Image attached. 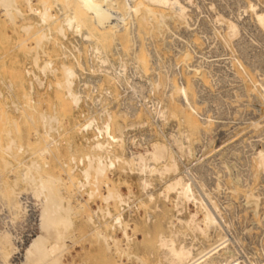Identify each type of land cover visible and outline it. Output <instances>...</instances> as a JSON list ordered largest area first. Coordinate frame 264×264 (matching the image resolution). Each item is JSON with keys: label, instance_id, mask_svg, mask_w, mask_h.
Segmentation results:
<instances>
[{"label": "bare ground", "instance_id": "6f19581e", "mask_svg": "<svg viewBox=\"0 0 264 264\" xmlns=\"http://www.w3.org/2000/svg\"><path fill=\"white\" fill-rule=\"evenodd\" d=\"M22 1L0 0V9L2 10V13L9 20L12 21L14 14H18L19 16L23 17L24 13L21 9ZM25 1L30 7V10L27 11V14H29L28 12L30 11L35 12L39 17L40 23L44 25V27H42L41 29L40 28L36 29L37 27H35L34 31H32L33 26L36 25V24L33 25L34 23L24 24L21 26L22 30L24 31L23 33H25V35L23 38L21 39L19 38L20 40V42L18 41L19 46H22V48H24L28 44V42L34 45L33 47H31L36 51V54L33 57L34 63L38 64L39 52H37L38 51L37 49L43 47L42 46L43 41L45 43V40H49L50 38L49 33L51 35L52 29L57 34L65 38L67 36L68 31H74L83 40H85L87 44L89 43L90 45V59H89L91 60L90 70L92 72L100 70L102 73L107 74V76L109 75L110 77L109 76L108 77L110 78V80L112 79L115 83H118L120 86L124 88L126 93V98L124 99L122 98L123 101L121 102V111H120L123 112L122 114L123 116L127 115L133 118L138 116L141 110H145L146 112L149 113V115H151L152 121L154 123H158L160 127L161 125L169 121L170 117H179L181 122L186 124L181 129L177 127L176 129H171L166 134L163 133V131L158 128L159 132L163 134V136L165 137L166 143H164L162 140H152L150 144H148V146L143 147L142 151H139L140 150L139 148L138 150L135 151L133 150L132 146L134 147L143 146L144 145L143 140L145 141L148 137L143 136V140H141V142L139 143L135 142V136L131 135L130 133H128V131H126L129 126L127 125L128 127L125 126L127 127L125 128L118 123V119L116 115L117 113L116 114L113 113L112 110L107 107V104H105L103 100L104 97L102 98V100L99 97L94 98V103H96L95 105H97L98 107L97 111H90L88 113L89 115L85 117L84 123L81 125L79 129V131H88V130L95 131L93 137L90 139L92 143L89 145V149L85 153H83V155L77 157L78 159L77 161L72 154L73 161L72 160L71 161L75 162L76 164L80 163L79 165L81 164L84 165V167L80 169L81 172L80 179L84 180L87 183V186L81 188V190L79 191H84L83 194H86L88 198L83 202L84 203V206L82 205L83 207L82 206L80 207L79 204V209L82 210L83 208L84 210V207L86 206V204H88L89 200L98 197L102 203L106 204V207L104 209L98 207V211L101 212L104 219L106 215L109 216V218L111 217L112 222L110 223L105 219L104 221L105 228L102 229L103 228L102 227L100 229V225H101L100 221L99 223H96L95 221V215L97 214V211L95 210L93 212H90L88 210V212L84 217V222L90 225L92 224L93 226L88 234H92V233L95 234L97 238L96 240L102 243L103 245L102 248H104L106 252L113 254V256L116 257L118 256L119 258L117 259V261L119 260V264H123L121 260L122 256H125L128 259L135 258L140 264H149L145 258L134 253L135 251H132L133 249L132 246L135 238V237L133 238V236L136 234V228L138 229V227H136V225L130 227V225L125 222L122 213V210H124L123 206L124 205L129 206L127 199L129 198V196L127 194H126L127 196L123 195L121 193L122 190L120 191L118 189L119 186L118 188L116 187V185L111 181L108 175L116 167L121 165L123 167V165H126V167H128L131 172L134 171L135 174L137 173L140 175V178H138L140 179L139 180L140 184L137 183V185L139 184V186H141L140 188L141 191L145 192L144 194H146L147 201L155 200V195L149 189L152 186L151 177L157 176L166 179L165 187L161 191L159 196L163 197V199L166 201H170L172 200L171 194H175L176 199L174 205L177 209L176 211L178 214L182 213L186 209V205L189 202H191L192 205H194L196 208V210L193 213H190L187 218H183V217L176 218V224L179 226L178 228H175L174 223H171L170 227L172 229H170L168 234L162 231L157 233L155 243L153 244L151 243L152 245L148 247L149 248L148 252L149 254H152L155 251L154 249L158 247V249L160 250L159 252L160 254L156 252L157 250L155 251L156 252L155 254H157L158 259H160L159 264H264V250H262L263 252L261 254V257H257L253 259L246 260L247 256L246 259H241L242 258L241 256L243 254L242 255L240 254L241 256L240 255L238 256L237 253L238 248L236 249L234 248L233 241H231V239L227 236V234H225V227H229V224L226 223L225 219L223 220L224 215L222 212L223 211L222 205L214 197L215 194L213 196L214 193L213 191L222 188L221 183L226 180L229 182L228 187L231 189L230 192L232 193L237 192L239 188H244L245 190L243 196L245 197V202H244L245 205L253 204L256 207L255 210H257V207L259 206L258 198L260 196L258 197L259 194L253 192L252 189L250 188V183H249L250 178L244 177L239 171L231 172L230 165L227 163L228 161L226 162L223 160L224 162H221V164L222 163L224 164H222V167L219 169L220 173L218 172L214 179L215 187L208 188L207 181L211 173L207 171L202 172V168H204V166L207 164L206 158H204L205 160H203L197 156V158H195L196 164L194 166H192V164L190 165V163L185 164L184 163L185 158L183 159V157L185 156L187 157V159L194 157L195 155L193 149L194 145L192 146V143L195 139L194 137L195 135H199L198 136L200 137L199 140L201 139V141L204 144L199 146V147L201 146L205 147V148L203 147L200 148L202 150L206 149L208 145L211 146V144L213 143V137L211 135L213 133L212 124L215 122V119L214 116L210 115L207 110L201 111V105L203 103L205 104V98H206L203 96L204 85H202V83L203 84L204 82L207 83V80L210 79L209 81L212 80L213 82H215V84H218L222 80H225L223 78L226 77L224 74H223L224 77L222 75V67L219 65L220 63H218L216 59H211L214 58L215 55L214 57L211 58L210 56H205L202 50H200L198 43L194 41L199 37L202 38L204 41L210 38L208 34H198V33H206L203 26L201 27V24L200 27L196 26L198 20L197 18L199 16L197 10L199 11L200 9V3L197 0H93V1L92 0L90 1L89 0H42L41 9L36 11L31 7V0H25ZM237 3H241V2L239 1ZM53 4L62 5L64 7V8L62 7L63 13H61V16L57 17L52 12ZM243 5H245V7L247 8L246 11L250 10L251 17L255 25L259 27L261 31L264 32V9L260 8L259 5L253 0H245V4ZM99 9L100 11L101 10L102 11L98 12ZM59 15H60V11H59ZM219 17H220L219 21L220 19L226 21V28L223 31V34H219L223 42H225L226 45L227 44L230 45L231 43H233L234 46H236L237 48L236 50L241 52L240 54H245L244 62H246L247 64L249 63L250 66L252 65L253 69H255L257 67V63L260 62L262 59L260 56L248 53L247 49L249 47V44L252 43H249L248 41L245 40L244 34H242L241 32V28H243V30L245 29L242 26V24L239 22L236 15L234 16L233 14V16L231 17L229 16L230 18L228 19H225L223 15H220ZM60 18L63 19L61 20ZM173 23L176 24V27L172 26L171 29V25ZM220 23H223V21ZM155 24L157 26L156 28L167 27L168 30L166 34H161L162 36L161 35L160 36H161L162 44H164V48L171 51L172 55L167 57L166 55L165 56L162 55V52L160 51L155 41L151 37L146 38V40H144L145 43L143 44L142 41H140V36H141L140 33L143 32L141 30V26L150 25L151 28L152 27L154 28ZM51 25H53V28H51L52 27ZM180 27H183L184 30L179 31L178 28ZM158 31L159 30H157V32ZM196 34H198L199 37L196 38L197 36ZM128 36L131 37L128 39L127 38ZM113 39H115V46L113 45L115 47L113 52L116 55L115 59L110 58L107 51L108 50L107 44L111 40L113 41ZM258 42L261 43L260 40ZM258 42L256 43L258 44ZM190 54H192L191 57ZM65 56L66 54L64 55V58ZM181 56L182 57L188 56L189 58L187 57L188 59L184 61V59ZM179 57H181L180 61H182L183 59L182 62L183 65L186 67L187 74H189L190 72L191 75L195 74L193 76L194 78L191 79V83L186 82V79L182 72L183 65L181 66L180 62L177 61V58ZM233 58L235 57L233 56ZM93 59L94 62H92ZM240 59L237 58L236 60L240 65H242ZM52 61L51 59L44 60L42 64L39 66L40 71L44 75L48 71L51 72L54 71L52 69V65H53ZM232 62L234 63V61L230 60L229 63L232 65L233 64ZM61 67H62L61 71L63 73V76L61 75V77H63V79L62 81H59L56 86L59 89H61L62 92L64 91V93L61 94L60 97L63 99L65 98L67 104L70 103L69 106L70 110L72 105L76 109V107L78 108L83 98L84 95L83 89L86 87L87 90V87L91 86L90 88L91 92L97 90V84L101 81L102 78L99 77L94 79L91 78V76L90 77L88 76L87 79L82 81L83 82L82 88H79L78 86L79 89H74V85L77 81V78H79L78 71L73 67L67 65H63ZM259 70L262 71L261 69ZM37 71L39 72V70ZM53 73L56 74L55 72ZM237 75L235 73L234 77ZM175 76L177 77L176 79ZM239 76L241 77V75ZM239 76L237 77L240 79ZM252 76L253 75H251V77ZM237 77H235V80ZM260 77L261 76L258 75V78ZM244 80L242 79V82ZM259 81H260L259 82L260 88H258L257 90L260 94L259 96L261 97L262 102L264 103V78H260ZM239 82H237L238 86H239ZM42 83L43 82H41V84ZM9 85H11V83H9ZM37 85H38V81H37ZM30 86H31V82H30ZM31 89L33 90V88ZM252 89L255 90V88ZM249 93L251 92L249 91ZM252 93L255 94V92ZM91 96L92 95L90 93L87 94V98H91ZM237 96H235V98ZM105 101H107V99ZM34 102H35L34 99L31 97L30 103L32 104ZM65 107L63 108L65 109ZM65 110H67V108ZM8 112L9 111H7L2 104H0V125H1L0 151L3 152L4 154H7V156L15 155L18 151L20 152V153L18 152V154L22 155L21 150H23L22 149L23 147L20 145L18 146L17 144L18 142L12 135L13 132L12 127L17 126L18 121H16L15 119L13 120L11 118L12 115L10 117ZM39 115L41 116L39 118L42 119L46 134V137L42 139L44 143V147H41V149L38 150V153L42 158L46 154L48 155L50 154L51 151L50 146L56 142V138L53 137L51 133L55 131L60 136L61 134L60 131L63 128V126L62 124L59 125V118L55 114H48L43 112ZM261 120L264 121V119L261 118L260 120L250 119L249 125L251 126L253 125L251 128L260 127L262 122ZM144 123L146 124L147 122ZM144 123L143 125H145ZM182 123L181 125H184ZM136 125L137 124L135 125L131 124L130 127L132 128V126H136ZM78 126L80 125L79 124L75 125L76 129L78 128ZM140 126L142 125L139 124V127ZM261 126L264 129V124H262ZM17 128H20V126L19 127L17 126ZM14 130H18V129H14ZM19 134H17V136L20 137ZM261 138H263V141H261L259 147H257L256 142L249 141L247 143V146L251 147L250 148L251 153H249V155L246 158V165L250 170L251 173L250 176L253 178L264 173V137ZM218 146L219 148H216L215 152L220 153L223 150L222 148L224 147V145L223 146L218 145ZM117 148L120 149L119 152L117 151ZM214 148L212 147V149ZM13 149L15 151L16 150L18 151L16 153H13L14 151ZM18 154L16 155L18 156ZM0 155L2 156V154ZM17 156H12L13 157L12 159H15L14 157ZM202 156L204 157V155ZM1 159L2 158L0 157V160ZM2 160L5 162L6 167L9 168L8 170L14 169L15 167L17 168V166H20L21 164L17 162L18 164L15 167H12L10 166L11 164L9 161H6L4 158ZM179 162L183 164L182 166L183 168L180 167L181 164ZM23 163L25 164V161ZM24 168L25 169L23 170V172L22 173L20 172L22 179L20 180L23 181V183L27 184V187L24 188V190H19L18 188V191H16L14 188L7 187L6 184L1 182H0V190L4 192L10 191V193L7 194V197L9 198L10 201L8 205H10V209L13 211L11 212L10 209L8 210V213L11 212V216H12L10 222L13 225H15L18 223V220L21 219L20 221H22L23 223L27 222L26 224L27 227L31 225L32 228L30 230H27L28 234L26 239L24 240L19 236V233H13L11 231L12 229L10 230L8 225H7L8 228L4 226L3 229H0V264H84V263H74L70 261L68 263L64 262V257L66 258L68 256V255L65 256V254L68 252L70 247L68 241H75V239L77 238L75 237V232L77 233L78 231L75 225V216L78 214H76L74 207L72 206L73 201H71L70 199L71 203L67 202L68 200L64 195L60 193L57 187V185L62 181L61 177L57 175L54 176L47 174L48 172L45 173L43 170H41L42 166H40V163L37 162L36 160H33L30 164L26 165V167L24 166ZM73 169L67 172V176L73 175L74 172ZM121 171L125 172L124 169ZM40 172L41 173L43 172L42 175H38L37 177L36 174H39ZM131 172L129 173L131 174ZM171 174L174 175L172 178L169 176L167 177V175H171ZM16 179L19 180V178ZM16 179L13 185L14 187L17 188L18 181ZM3 185H6L7 188H5ZM101 185L105 187L106 192L104 193L101 192ZM22 191H30L31 194L26 195L23 194ZM127 191L129 192V195L132 194V190L130 187H128ZM1 196H3V194H1L0 197ZM110 203H113L114 206L116 205L121 206L122 207L120 209L121 211L112 214V211L110 210L109 207ZM141 204L144 206L146 205V203L143 201ZM30 207L34 208L33 215L35 218L31 221L32 223H30L28 219ZM86 207H88V205ZM134 207L136 206L134 205ZM155 207L159 208V205H155ZM246 210H248V208ZM199 214L202 215L201 218L198 217ZM147 217L150 216L148 215ZM97 220H99V218ZM117 227H119L121 230L124 244H122L120 238L116 237L113 233H110V230L111 231L115 230ZM129 230H131V232H129ZM147 231L146 233L144 231H143L144 233H141L140 237H142L141 238L142 241H145L147 237L151 236L150 235L151 232H147ZM189 233L193 235L191 241L186 240V237L188 236ZM24 236H26V234ZM79 238H81V236H79ZM79 238L77 239L79 240ZM141 240L139 241L142 243ZM77 241H75L76 244ZM79 241L82 240L80 239ZM105 251L104 253H106ZM113 259H114L113 257L110 258L109 259L110 262L108 261V263L111 264ZM94 262H96V260ZM101 263L104 264L102 261ZM112 264H116V263L112 262Z\"/></svg>", "mask_w": 264, "mask_h": 264}, {"label": "rangeland", "instance_id": "374dc122", "mask_svg": "<svg viewBox=\"0 0 264 264\" xmlns=\"http://www.w3.org/2000/svg\"><path fill=\"white\" fill-rule=\"evenodd\" d=\"M24 1L21 2V9L24 13V15H23L24 18L22 16H19L18 14H14L13 20L11 21L2 13V10L0 9V93H1L0 94V104H2L7 111H9L8 114L10 117L12 115L11 118L13 120L15 119L16 121H18L17 126L18 127L20 126V128H17V126L12 127L13 128L12 129L13 130L12 135L14 136L16 141L18 142L17 143L18 146L20 145L23 147L22 148L23 150H21L22 155L18 154V152H19L18 150L15 151L13 149L15 151V152L13 151V153H16L18 151L16 154H18L19 158L16 154L11 155V156H7V154H4L1 151H0V154H2V156L0 155V157L2 159L4 158L6 161H9L11 164L10 166H12V167H15L18 164L17 162L22 164L25 161V164L23 163L22 165L20 164V166H17V168L15 167L16 170H15V168L8 170L9 168L6 167L5 162L1 159L0 160V175H1L0 176V179H1L0 182L6 184L7 187L14 188L16 191H18V188H19V190H24V188L27 187V184L23 183V181H21L22 180L21 179V173L25 169L24 166L26 167V165L30 164L33 160H36L37 162L40 163V166H42L41 170H43L45 173L48 172L47 174L54 175V176H56V175L60 176L62 181H61V183H59L57 185V187H58L60 193L66 197V199L68 200L67 202L71 203V201H73L72 206L74 207L76 214H78L75 216V225H76L77 230L79 231V232L77 231V233L75 232V237L79 238V236H81V238H79V240L80 239L82 240V241H79L76 238L78 240L77 241L74 238L75 241H77V244L75 241H68V244L70 245V247H69L68 252L65 254V256L68 255L70 257H68V256L66 258L64 257V262L68 263L70 261V262H74V263L96 264L101 257L102 260L100 259V261L97 264H102L101 261L104 264L106 262H107L106 264H109L108 263L109 259L113 257L114 259H113V261L112 260L111 261L116 263V264L118 262V264H119V260L117 261V259L119 258L118 256L116 257V256H113V254L106 252L104 250V248H102V246H103L102 243L98 242L96 240L97 238H96L95 234H93V233L88 234L93 227L92 224L90 225V224H87L84 222V217H85L86 213L88 212V210L90 212H93L95 210L97 211V214L95 215V221H96V223H99V221H100V223H101L100 229L102 227H103L102 229L105 228L104 227L105 219L111 223L112 218L111 217L109 218V216L106 215V217L104 219L101 212L98 211V207H101L103 209L106 207V204L102 203L98 197H95L94 199L92 198L91 200H89L88 204H86V202H85L86 206L88 205V207L85 206L84 210H83V208H82V210L79 209V204H80V207L82 205L84 206L83 202L88 198L86 196V194H83L84 191H79V190H81V188L86 187L87 183L84 180L80 179V177H81L80 169L82 167H84V165H82V164L79 165L80 163L76 164L75 162H72L73 161L72 157L74 156L76 158V161H77L78 160L77 157L83 155V153H85L89 149V145L92 143L90 139L93 137L95 131L94 130L79 131V129H80L81 125L84 123L85 117H87L89 115L88 113L90 111H97L98 107H97V105H95L96 103H94V98L99 97L102 100V98L104 97L103 98L104 103L107 104V107L110 108L113 113H115V114L117 113L116 115H117L118 123L122 127H125L127 125L130 127L131 124H134V125L137 124L136 126H132V128L130 127L131 130H137L139 128V124L142 125L140 127L149 126L150 124H152L153 121H152L151 115H149V113L146 112L145 110H141L139 112L138 116L133 117V118H131L127 115H124V116L122 115L123 112H120L121 111V102H122V98H123L121 86L118 83H115L112 79L110 80V78H109L110 76L108 75L109 76L108 77L107 74L102 73L100 70H97L95 72H92L90 70L91 69V67H90V64H91L90 61L91 60H89L90 59V45H89V43L87 44V42L85 40H83L79 35H77L74 31H68L67 32V36H66L67 39L65 37H62L61 35L57 34L53 29H52L51 35L48 32L50 38H49V40H45L46 44L43 41V43H42L43 47H41L40 49H37L38 50L37 52H39L38 64L34 63L33 57L35 56L36 51H35V49L31 48L34 45L32 43L28 42V44L26 45L27 47L26 46L24 47L25 49L22 48V46H19V42H20L19 38L21 39L25 35V33H23L24 31L22 30L21 26L24 24H33L34 23L33 25L36 24L35 26H33V29H32V31H34L35 27H37L36 29H39V28L41 29L42 27H44V25H42L40 23L39 17L35 12L30 11V12H28L29 14H27V11L30 10V7L26 3V1H25V3H24ZM197 1L200 3V9H199V11L197 10V13L199 16L197 18L198 20H197L196 26L200 27V24H201V27L203 26V28L206 31V33H198V34H208L210 36V38L208 40L204 41L202 38L199 37L198 34H196L197 35L196 38L199 37L200 39L195 38L196 40H194V41L196 43H198L200 50H202V52L205 54V56H210V58H211V57H214V55H215V57L211 58V59H216L218 61V63H220L219 65L222 67V75L224 74L227 77V79H226V77L223 78L225 80H222L218 84H215V82H213L212 80L209 81L210 79L207 80V83L206 82H204V84L202 83V85H204L203 86V88H204L203 96L206 98H205V104L204 103L202 104L204 109L202 108V105H201V111L207 110L208 113L210 115H213L214 119H215V122L212 124L213 133L211 135L213 137V143L211 144V146L208 145L206 147V149L202 150L200 148H202L203 146H201V147H199V146L204 145V144L201 141V139L199 140V138H200V137H198L199 135H195L194 136L195 139L192 143V146L194 145L193 149H194L195 155L193 158H188L189 160L187 159L186 156L183 157V159L184 158L186 159V160L184 159L185 164L190 163V165L192 164V166H194L196 164L195 158H197V156L203 160H205L204 158H206L207 164L205 163L206 165L204 166V168H202V172L207 171V172L211 173L210 176L208 177V181H207V184H208L207 187L208 188H214L215 187V182H214L215 176L217 175L218 172L220 173L219 169L222 167V164H224V163L221 164V162H224V161H226V162L228 161L227 163L230 165L231 172L239 171L244 177L250 178L249 179L250 180V182H249L250 188L252 189L253 192H255L256 194H259L258 197L260 196L258 198V202H259V206L257 207L258 211L255 210L256 207L253 204L245 205V203H244L245 197L243 196L244 190H245L244 188H239L237 190V192H234L235 193L234 194V193L230 192L231 189L228 187L229 182L226 180L221 183L222 188H220L216 191H213L214 192L213 196L215 194L214 197L222 205V210H223L222 212L224 215L223 220L225 219L226 223L229 224V227H225V234H227V236L231 239V241H233L234 248L235 249L238 248L237 249L238 256L240 254L241 255L243 254L242 256L240 255L242 257L241 259H246V256H247L246 260L253 259V258L261 257V254L263 252L262 250H264V221H263L264 220V211H263L264 210V205H263L264 204V201H263V199H264V192H263L264 191V173L256 176L255 178L251 177L250 176L251 175L250 170H249L248 166L246 165V158L249 155V153H251V150H250L251 147L250 146L248 147L247 143L249 141H253V142H256L257 147H259L260 146L259 144L261 143V141H263V138H261V137H264V136H262L264 134H261V133H264V131H263L264 129L261 126L262 124H264L263 120H261L262 122H261L260 127L251 128L253 125L252 126L249 125L250 119L251 120H255V119L260 120V118L264 119V117H263L264 116V103L262 102V99L259 96L260 94L257 90L258 88H260V86H259L260 78H264V74H263L264 73V70H263L264 69V47H263L264 46V32L261 31L260 28L255 25V23L251 17L250 10L246 11L247 8L245 7V5H243V4H245V0H223V1L222 0H219V1L218 0H197ZM200 1H202V2H200ZM239 1L241 3H237ZM253 1H255L259 5L260 8L264 9V0H253ZM41 2H42V0H31V7L37 11V10L41 9ZM87 5H88V2H87ZM52 6H53L52 12L57 17L61 16V13H63L64 7L62 5H54V4ZM59 11H60V15H59ZM99 11H100V9L98 10V12ZM219 13H220V15H223V17L225 19L230 18L231 16H233V14H234V16L236 15L239 22L244 27L245 30H243V28H241V32H242V34H244L245 40L248 41L249 43H252V44H249V47L247 49L248 53L260 56L262 59L260 62L257 63V67L255 69H253L252 65L250 66L249 63L247 64L246 62H244L245 54H240L241 52L236 50L237 48H236V46H234L233 43H231L230 45H228V44L226 45V43L223 42V40L219 34H223V31L226 28V21L223 19H220V21H219V18H220ZM97 17H98V15H97ZM60 19L62 20L63 18H60ZM222 21H223V23H220ZM51 26H52L51 28H53V25H51ZM154 26H155L154 27L155 29L153 27L151 28L150 25L149 26L148 25L141 26V30L143 32L140 33L141 34L140 41H142V44H143V43H145L144 40H146V38L151 37L155 41V43L158 46V48L160 49V51L162 52V55H164V56L166 55V57L172 55L171 51L164 48V44H162V41H161V36H162L161 34H166V32L168 30L167 27L156 28L157 27L156 24ZM172 26L176 27V24L173 23L171 25V29H172ZM215 28H216V30H215ZM246 28H247V30H246ZM128 29H129V27H128ZM250 29H252V30H250ZM157 30H159V31L157 32ZM178 30L183 31L184 28L180 27V28H178ZM207 30L209 31V33ZM246 31H248V32H246ZM128 35H130V34H128ZM130 37L128 36L127 38L129 39ZM253 38H254V40H253ZM258 39L261 41V43L258 42L259 41ZM256 42H258V44ZM109 43H110V45H109ZM109 43L107 44L108 45V47H107L108 54H109L110 58L115 59L116 55L113 53L114 48H115L114 47L115 46V39H113V41L111 40ZM44 47H45V49H44ZM65 48H66V50H65ZM44 52L47 54H45ZM207 52H209L210 54ZM63 54L64 55L66 54L65 58H64ZM191 55L192 54H190V57H191ZM184 56L183 57L181 56V57L184 59V61H186L189 57L187 56L188 57L187 58ZM233 56L235 58H233ZM181 57L177 58V61L180 62V65L182 66L183 65V62H182L183 59H182V61H180ZM237 58L238 59L241 58L240 60H241L242 65H240L237 62V60H236ZM48 59H51V61L53 60L52 61L53 62L52 69L54 70L53 72H55L56 74H54L51 71H48L44 75L40 71L39 66L42 64V62L44 60H48ZM65 60H67V61H65ZM230 60L234 61V63L232 62L233 63L232 65L229 63ZM39 62H40V64H39ZM92 62H94V59L92 60ZM23 64H24V66H23ZM63 65L73 67L79 73V78H77V81L74 85V89L82 88V83H83L82 81L87 79L88 76L89 77L91 76V78H94V79L99 78V77L102 78L101 81L97 84V90L93 91L94 93L91 92V89H90L91 86L87 87V90H86V87L83 89L84 95H83V98L81 100L82 103L80 102L78 108L76 107L77 110L75 109V107L73 105L71 106V110H70V108H69L70 103L67 104L66 99L65 98L63 99L60 97V95L63 94L64 91L62 92V90L56 86L57 83L59 81H62V79H63V77H61V75L63 76V73L61 71L62 70L61 66H63ZM231 66H232V68H231ZM259 69H261L263 72L260 71ZM37 70H39V72ZM253 71L255 72L256 75L254 74ZM182 72H183V75L186 79V82L191 83V79L194 78L193 76L195 74L191 75V72L189 74H187L186 67L184 65L182 66ZM235 73H236V75L238 73L237 76L241 75V77L239 76L240 79L237 76H235V77H237L235 80V77H234ZM224 75H223V77H224ZM251 75H253V76L251 77ZM258 75L261 77L258 78ZM35 78H37V79H35ZM176 78L177 77L175 76V79ZM231 78H233V79H231ZM241 78L243 80L245 78L246 79L242 82ZM37 81H38V85H37ZM225 81H227V82H225ZM30 82H31L32 87L30 86ZM41 82L44 83V86H43V83L41 84ZM237 82H239V86H238ZM5 83H6V85H5ZM9 83H11V85H9ZM242 83H243V85H242ZM78 86H79V88H78ZM22 87H24V88H22ZM30 87L33 88V90ZM252 88H255V90ZM30 90H32V91H30ZM249 91L251 93L255 92V94L254 93L251 94V93H249ZM88 93H90L92 95L91 98H87ZM106 93H107V95H106ZM4 95H5V98H4ZM234 95L235 96L238 95L237 97L240 100L237 97L235 98ZM56 96H58V97H56ZM31 97L35 101L32 104L30 103ZM106 99H107V101H105ZM231 99H233V100H231ZM248 100H249V102H248ZM208 101H209V103H208ZM230 101H232V102H230ZM213 102H215V103H213ZM241 102H243V103H241ZM221 103H222V105H221ZM26 104H29V105H26ZM53 105H54V107H53ZM15 106H16V108H15ZM63 107H65V109L67 108V110H65ZM12 109H13V111H12ZM35 109H37V110H35ZM251 109H253V110H251ZM240 110H241V112H240ZM43 112L48 113V114L57 115L59 118V125L62 124L63 128L60 131V133H61L60 136L55 131H53L51 133L53 135V137L56 138V142L50 146V150H51L50 154L49 155L46 154L44 157L41 158V156L38 153V150H40L41 147H44V143H43L42 139L46 137L45 127L43 125L42 119L39 118V117H41L39 114H41ZM63 113H65V114H63ZM231 114H232V116H231ZM82 116H83V118H82ZM248 117H249V120H248ZM150 119H151V121H150ZM24 120H25V123H24ZM32 120H33V122H32ZM144 122H147V123L145 124ZM167 122L164 123L163 125L169 124L170 130L176 129L177 127L181 129L182 127H184L186 125V124L181 122L179 117H170L169 121H167ZM244 122H246V123H244ZM29 123H31V124H29ZM143 123L145 125H143ZM181 123L184 125H181ZM76 124L80 125V126H78L77 129L75 127ZM178 124H179V126H178ZM0 127H1V125H0ZM127 127H125V128H127ZM129 127L127 128L126 131H128V133L131 134V132H130L131 130ZM248 127H249V129H248ZM14 129H18V130H14ZM255 129H257V130H255ZM261 129H262V132H261ZM170 130H168L167 132H163V133L166 134ZM18 131H20V132H18ZM153 132L151 131V134H153V136H154L153 140H162L164 143H166V139L163 136V134H161L159 132V129H155V130H153ZM17 134H19L20 137L17 136ZM233 134H235L236 136ZM233 138H234V140H233ZM258 138H259V140H258ZM57 142H58V144H57ZM201 142H202V144H201ZM240 143L244 146H242ZM218 145H222V146L224 145V147L222 148L223 150L220 153L215 152L216 148H219ZM28 146H29V148H28ZM212 147L213 148L215 147V148L212 149ZM203 148H205V147H203ZM142 150H143V148L140 149L139 151H142ZM117 151L119 152L120 149L117 148ZM72 154H73V156H72ZM219 154L220 155L222 154V155L220 156ZM202 155H204V157ZM12 156H17V157H14L15 159H12L13 158ZM220 158H222V159H220ZM234 158H236V159H234ZM207 160H208V162H207ZM42 161H43V163H42ZM75 164H76V166H75ZM43 165H45V166H43ZM182 166H183V164L180 165L181 168H183ZM74 167H76V168H74ZM122 168L124 169L125 172L121 171V170H123ZM71 169L74 170L73 175L67 176V172ZM128 170H129V168L126 167V165H123V167L121 165V166L116 167L108 175H109V178L111 179V181L116 185V187L118 188V186H119L118 189L120 191L122 190L121 193L125 196H127V195L129 196V198H127L128 199V205L129 206L131 205V206L129 207L127 205H124L123 206L124 210H122V213H123V217H124L125 222L128 223L130 225V227H133L134 225H136V227H138V229L136 228V234L133 236V238L135 237L134 238L135 244L133 243L132 251H135L134 253L145 258L149 264H159L160 259H158V255L155 254L156 252H158V254H160L159 253L160 250L158 249V247L154 249L155 251L157 250L156 252L154 251V253H152V254H149V252H148V250H149L148 247H150L153 243H155L157 233L162 231V232L168 234L170 229H172L170 227L171 223H174V225H175L174 227L178 228L179 226L176 224V218L177 217L187 218L190 213H193L196 210V208L194 205H192L191 202H189L186 205L187 210L185 209L182 213L178 214L176 211L177 209L174 205V202L176 199L175 194H171L172 200H170V201H166L163 199V197L159 196L161 191L165 187V183H166L165 180L166 179L160 178L157 176L151 177L152 186L149 189L155 195V200L154 201H147L146 194H144L145 192L144 191L142 192L140 189L141 186H139V184H140L139 180L140 179H138V178H140V175L137 173L135 174L134 171L131 172L130 170L129 171ZM248 170H249V172H248ZM129 172H131V174ZM42 173L40 172L39 174H36L37 177H38V175H42ZM44 174H43V176H44ZM16 176H18V177H16ZM168 176L172 178L174 175L171 174V175H167V177ZM16 178H19V180L21 179L20 182ZM15 179L18 181V182L16 181L17 182V188L14 187V185H13ZM224 179H226V178H224ZM16 182H15V184H16ZM137 183H139V184L137 185ZM6 185H3V186L5 188H7ZM103 187L104 186L101 185V192L104 193V192H106V189L104 187V189H105L104 190ZM128 187H130L132 190V194H130V195H129V192L127 191ZM9 193H10V191L4 192V191L0 190V195L3 194V196L0 197V229H3L4 226L7 227V225H8L9 229L10 230L12 229L11 231L13 233H19V236L21 238H23V240H24V239H26L27 234H28L27 233L28 227L26 225L27 222L23 223L22 221H20L21 219L18 220V223L15 225H13L10 222V219L12 217L11 212H13V211L10 209V205H8L10 203V201H9V198L7 197V194H9ZM22 193L26 194V195L31 194L30 191H22ZM70 199H71V201H70ZM77 200H78V202H77ZM142 201L146 203L145 206L141 204ZM29 202H30V200H29ZM76 202H77V204H76ZM134 203H136V204H134ZM260 204H261V206H260ZM111 205H113V203H110V205H109L110 210L112 211V214H115L118 211H121L120 210L122 208L121 206H119V205L111 206ZM134 205L136 207H134ZM155 205H159V208L155 207ZM251 206H252V208H251ZM247 208H248V210H246ZM9 209L11 211V212L9 211L10 213H8ZM29 209L33 210L34 208L30 207ZM148 215L150 217H147ZM172 215H173V217H172ZM156 216H157V219H156ZM198 217L201 218L202 215L199 214ZM98 218H99V220H97ZM149 218L151 219V221ZM243 221H244V223H243ZM258 221H259V223H258ZM5 222H6V225H5ZM117 228L115 230H112V231L110 230V233H113L116 237L120 238L122 241V244H124L123 243L124 240L122 239L121 230L119 227H117ZM143 231L145 233H146V231L151 232V234H150L151 236L147 237V239H146L147 241L141 240L142 237H140V236H141V233H144ZM129 232H131V230H129ZM20 233H21V235H20ZM25 234H26V236H24ZM189 234L186 237L187 241H191L193 238V235L191 233H189ZM139 240H141L142 243ZM235 241H237V242H235ZM241 242H242V244H241ZM147 244H148V246H147ZM240 248H241V250H240ZM99 249H101V250H99ZM142 250H143V252H142ZM104 251L106 253H104ZM71 253H73V254H71ZM144 253L146 254V256ZM73 255H74V257H73ZM95 260H96V262H94ZM121 260H122L123 264H140L135 258L128 259L125 256H122ZM112 262H111V264H112Z\"/></svg>", "mask_w": 264, "mask_h": 264}, {"label": "built area", "instance_id": "2783aa9c", "mask_svg": "<svg viewBox=\"0 0 264 264\" xmlns=\"http://www.w3.org/2000/svg\"><path fill=\"white\" fill-rule=\"evenodd\" d=\"M122 97H123V99L126 98V93H125V90L123 87H122ZM123 99H122V101H123ZM158 128L161 129L163 132H167L168 130H170L169 124L161 125V127H160L158 123H152L149 126L139 127L137 130H131L130 131L131 135L135 136V142H137V143H139V142H141V140H143V136L148 137L145 141L143 140L144 145L139 146L138 147L139 149H141L145 146H148V144H150V142L154 138V136L151 134V131L153 132V130L158 129ZM132 148H133V150H136V149L138 150L137 147L132 146ZM33 211H34V209L33 210L29 209L28 219H29L30 223H32L31 221L35 218L33 215V213H34ZM31 228H32L31 225L28 226V230H30Z\"/></svg>", "mask_w": 264, "mask_h": 264}]
</instances>
